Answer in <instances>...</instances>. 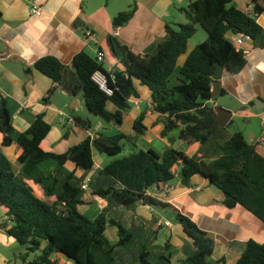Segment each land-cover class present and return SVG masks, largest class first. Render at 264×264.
<instances>
[{"label": "trees", "instance_id": "16d2710c", "mask_svg": "<svg viewBox=\"0 0 264 264\" xmlns=\"http://www.w3.org/2000/svg\"><path fill=\"white\" fill-rule=\"evenodd\" d=\"M252 8L253 15H249L238 9L234 0H189L187 9L181 10L188 23L180 25L178 31L170 28L155 52L145 56L126 49L116 36H109V54L122 63L124 71L109 73L104 62L85 51L77 54L69 66L53 56H45L34 65L53 83L43 98L44 104L48 105L58 90L72 98L82 96L91 115L119 127L131 110L130 101L139 98L135 82H140L152 94L153 112L162 117L161 137L179 131L180 144L199 146L192 157L173 148L163 153L148 148L116 158L124 151L123 140L137 147L133 139L145 136L144 112L134 122L130 136L99 135L73 146L64 154L49 153L41 147L52 129L45 116H37L26 132L17 133L7 101L0 98L2 144L4 147L17 145L22 151L18 160L21 169L17 172L0 150V209L7 217L0 221V231L24 247L25 253L17 256V261L56 264L53 258L61 255L74 264H117L116 249L130 244L131 233L113 221L107 210L90 221L80 207L103 200L108 207L132 209L143 203L165 209L167 203L150 193L162 192L176 178L173 171L176 165H179L178 176L185 186H190L192 179L200 176L223 193L227 208L241 206L264 223V157L241 132L227 131L232 123L227 128L215 127L214 108L207 105L212 100V77L217 66H222L224 73L238 74L246 65L244 51L236 49L231 36L243 34L254 41L264 33L257 22L264 12V0H252ZM137 10L135 3L115 16L114 29L126 27ZM197 26L207 33V40L179 67L178 59L187 53ZM96 72L107 78L112 96H107L95 84L93 75ZM108 104L117 110L109 112ZM76 122L86 130L91 129L88 120L76 118ZM94 150L116 159L101 171L108 183L93 186L86 198L87 190L82 189L84 177L77 178L75 173H63L61 169L72 163L76 169L90 173L94 167ZM51 162L59 168L47 173L44 165ZM30 182L41 189V197ZM176 221L194 246V253L183 264H209L215 249L214 239L185 215L176 213ZM109 226L119 231L115 245L106 236ZM170 248V243H166L165 249ZM31 254L34 255L32 260L29 259ZM171 257V254L160 255L153 264H174ZM145 258L137 255V262L152 264ZM236 264H264V244L247 242Z\"/></svg>", "mask_w": 264, "mask_h": 264}, {"label": "crops", "instance_id": "0c3cea01", "mask_svg": "<svg viewBox=\"0 0 264 264\" xmlns=\"http://www.w3.org/2000/svg\"><path fill=\"white\" fill-rule=\"evenodd\" d=\"M96 1L99 0H41L43 12L40 17H36L29 12V0H0V12L2 13L0 20V98L7 101L15 132H26L37 116L44 115L52 129L41 147L46 152L59 155L95 136L114 137L118 134L130 136L134 122L144 112L146 114L144 125L147 132L144 137L135 138L138 139L136 141L145 138L148 142L155 140L159 142L162 139L166 143H171L170 135L166 138L161 137L164 125L160 122L162 117L152 110L151 92L138 81L135 82V86L139 98H133L130 101V114H125L123 124L119 128L99 117L92 120L88 111L82 110L80 96L72 98L62 90L55 93L48 105L44 104L43 98L52 88L53 83L34 68L39 59L53 56L62 64L69 66L73 58L83 51L95 52L96 56L100 52L104 55L105 69L109 73L115 70L124 71L122 63L109 54L107 38L112 35L116 36L122 45L140 56L153 53V50L157 49L169 32L170 27L163 18L167 15L170 6L174 4V1H182L187 6L189 5V0H168L161 12L163 18H160L156 13L159 12L160 0H131L126 4L128 8L137 4L138 10L135 17L129 23L130 25L118 30L113 27L114 32L111 33V28H108L103 19H108L113 13L106 12L104 9L95 10ZM114 1L113 5L116 6V0ZM234 4L243 12L253 15L252 0H234ZM111 18L114 19V17ZM257 22L264 32V12ZM101 39L104 45L100 47ZM158 40L161 41L155 46ZM194 49L187 50L188 54L182 56L179 67L184 65ZM241 50L244 51L246 65L238 74H223L222 93L224 94L221 95L228 101L235 102L240 110L234 111L227 100H224V104L217 100L215 104L232 111L233 116L228 126L234 123L233 118L235 117L247 120V124L238 132H241L247 142L256 148L257 153L264 157V141L260 142L264 138L262 129L264 110L260 113L254 110L258 99L264 101V33L254 41L247 40ZM73 99L76 100L75 103ZM213 100L207 105L214 108ZM72 103L75 109L70 106ZM68 108L71 109L70 113L66 111ZM107 110L114 113L117 109L114 105L108 104ZM76 118L88 120L91 123V129L86 130L78 125ZM53 122H58L59 126L53 125ZM3 138L0 133V150L14 166L22 151L17 145L4 147ZM135 139H133L134 143ZM178 145L181 148L175 150L189 157L199 151L198 145L187 147L179 142ZM166 146H162L161 152H158L166 151ZM93 157L94 167L88 174L76 169L72 163L66 164L61 169L63 173H75L77 178L84 177V184L88 186L85 191L86 198L89 197L88 193L93 186H105L108 183V179L101 175V171L113 161H107L95 154ZM58 168L54 163L44 165V171L47 173L54 172ZM20 169V165L15 168L17 172ZM179 170V165L173 168L176 181L167 186L175 191L185 189V192L172 201L164 203H167V208L174 213L187 216L200 230L209 233L214 239L215 249L209 258V264H236L247 242L253 240L264 244V223L241 206L227 208L223 203V193L200 176L194 177L190 186H185L178 176ZM62 176L65 177V174ZM29 184L41 197V189L32 182ZM155 193L157 192L150 194L154 196ZM93 205L99 206L102 210L100 213L107 210L112 220L113 216H118L119 222L116 223L125 227L132 235V240L126 248L116 249V262L121 260L123 264H132V255L135 258L133 262L135 264L137 255L140 254L146 258L157 256V261L160 255L169 252L173 263L183 264L185 259L194 253L192 241L185 235L182 226L180 224L174 226L162 216L167 212V210L162 211L164 208L139 203L132 209H122L108 207V203L103 200L95 201ZM81 208L83 207H80V211ZM0 212H2L0 221L6 220V213L2 208ZM166 223H170L171 227H166ZM162 229H165L167 235L170 236L166 242L170 243L169 250L165 249L166 243L163 246L153 242L149 243L153 240V233L157 235L155 241H158L157 238ZM20 251L15 239L0 231V264H22L16 258V253L21 255ZM53 260L56 264H73L61 255L55 256Z\"/></svg>", "mask_w": 264, "mask_h": 264}, {"label": "rangeland", "instance_id": "374dc122", "mask_svg": "<svg viewBox=\"0 0 264 264\" xmlns=\"http://www.w3.org/2000/svg\"><path fill=\"white\" fill-rule=\"evenodd\" d=\"M126 1V2H125ZM131 0H116V6L113 5V2H115L114 0H99V1H96V4H95V10L97 9H104L106 12H110V13H113L112 16L108 17L107 18H104V22L105 24L108 26V28L110 27L111 28V33L114 32L113 30V20L111 17H115L116 15H118V13H120L119 11L121 12H124L126 11V9H128V4L126 3H130ZM118 4V5H117ZM98 7V8H97ZM187 4L185 2H182V1H174V4L170 6L169 10L167 11V15L163 18L164 21H166L168 23V26L170 28H172L174 31H178L179 30V26L180 25H185L188 23L186 17H185V14L183 11H181L182 9H187ZM120 9V10H119ZM130 25V24H128ZM208 35L207 33L199 26H197V32L196 34L189 40V47L187 48V50L189 51L190 48H196L197 46H199L200 44H202L204 41H206ZM157 43H160V41L158 40V42L155 43V46L157 45ZM104 45V42L103 40L101 39L100 41V47ZM95 48H97L95 46ZM96 52H98L97 49H95ZM188 51H187V54H188ZM155 52V49L153 50V53ZM89 55H91L92 57H96V54L95 52H88ZM186 55V54H185ZM184 56V55H182ZM182 56L178 59V64L181 63L182 61ZM73 103L76 102L75 99H73ZM79 100L80 102H82V110L84 112H87V108L85 107V104H84V101H83V98L82 96L79 97ZM217 100H220V103L221 104H224V100L228 101V99H225L224 96H220L216 99H214L212 102V105L214 107H220V108H223L221 105L219 106L218 104H215ZM230 106L232 107V109H234V111L238 112L240 109L238 108L237 104L235 102H231V101H228ZM73 103L70 105L72 106ZM72 109H73V106H72ZM225 109V108H224ZM87 110V111H86ZM67 112H71V109H67L66 110ZM231 113L232 111L229 110ZM258 113H260L261 111H257ZM89 113V112H88ZM130 114V113H128ZM89 116L91 117L92 120H94L96 117H94L93 115H91L89 113ZM233 121L234 123L231 124V126L229 128H227V131L229 133H235V132H238L239 130L243 129L244 125L247 124V120L243 119V118H239V117H235L233 118ZM115 127H118L119 128V125H117L116 123H112ZM53 125L55 126H59L58 122H53ZM170 135V141L171 143L164 141L162 139L159 140V142L157 140L153 141V142H148L146 141L145 138L143 139H139V141H136L138 139H135V145L138 146V147H134L129 141L127 140H123L121 142V144L123 145L124 147V151L123 153H121L120 155H118L116 158H122L123 156L125 155H128L134 151H138L139 149H148V148H151V149H154L156 151H160L161 150V147L162 146H166L165 149H170V148H174V149H180L181 147L178 145V142H177V139H178V135H179V131H173L172 133L169 134ZM173 139H175L173 141ZM138 142V143H137ZM161 152V151H160ZM93 154L97 155V156H101L102 158H104L105 160L107 161H111L113 159H116L114 157H109L107 155H100L96 150L93 151ZM52 163V162H51ZM19 166V163L18 161L15 163L14 167L16 168V166ZM176 181V178L171 182H175ZM1 210V209H0ZM167 210V212H165ZM102 210L99 208L98 205H92L90 207H83L81 208V212L82 214L87 217L90 221H94V219L96 218V216L101 212ZM163 212H165L164 215H162L166 220H168L169 222H171L174 226H177V221H176V213H174L172 210L166 208V209H162ZM0 217H2V212H0ZM113 220L115 222H119V218L118 216H113ZM118 228L116 227H113V226H109L107 227V231H106V236L107 238L109 239V241L115 245L118 240H119V237H118ZM153 233V232H152ZM157 235L153 233V240L149 241V243H155V244H159L161 246H163L169 239L170 236L167 235V232L165 229H162L160 230V233H159V236L157 238L158 241H155ZM18 244V243H17ZM19 248H20V252L21 254H24L25 253V249L24 247H21L19 244H18ZM156 253V252H154ZM168 253L169 252H166L164 254V256H168ZM17 256H19L17 253H16ZM34 258V255L31 254L30 255V260H32ZM157 259V256H150V257H147L145 260H147L149 263L151 262L153 264V262H155ZM69 260V259H67ZM131 260H132V264L133 262L135 261V258L131 255ZM71 261V260H69ZM73 262V261H71ZM137 262V261H136ZM118 264H123V262L121 260H118L117 261ZM74 264V262H73ZM137 264H142L140 262H138ZM174 264H182V263H174Z\"/></svg>", "mask_w": 264, "mask_h": 264}, {"label": "water", "instance_id": "95a60500", "mask_svg": "<svg viewBox=\"0 0 264 264\" xmlns=\"http://www.w3.org/2000/svg\"><path fill=\"white\" fill-rule=\"evenodd\" d=\"M168 0H160L158 5L159 12H156L157 15L160 18H163V15H161L162 10L164 9L166 3ZM161 41V40H159ZM126 49H128L126 47ZM224 74V68L220 65L217 66V70L215 71L213 77H212V99H216L222 95V77ZM257 106L254 110L256 111H262L264 110V101L262 99H258L257 102H255ZM74 109L76 107H73ZM213 116L216 120L215 127H222L226 128L229 124V122L232 119V113L228 110H225L220 107H214L213 109ZM188 190V188L186 189ZM185 192V189H181L180 191H175L171 187L166 186L161 193H155L154 197L163 201V202H170L174 198H176L178 195Z\"/></svg>", "mask_w": 264, "mask_h": 264}, {"label": "built area", "instance_id": "2783aa9c", "mask_svg": "<svg viewBox=\"0 0 264 264\" xmlns=\"http://www.w3.org/2000/svg\"><path fill=\"white\" fill-rule=\"evenodd\" d=\"M29 12L33 16L40 17L43 12L41 0H29ZM231 40L233 41V44L236 47V49L240 50L245 44V42L251 39L243 34H239L236 36H232ZM96 57L98 58L99 62H104L105 58L102 53L98 52ZM93 81L103 93H105L107 96H112L113 91L109 88L108 80L101 72H96L93 75ZM61 116L63 115L61 114ZM262 129L264 131V113L262 115ZM263 141H264V138L260 140V142H263ZM82 189L87 190L88 189L87 184H84ZM165 226L170 228L171 224L166 223Z\"/></svg>", "mask_w": 264, "mask_h": 264}]
</instances>
